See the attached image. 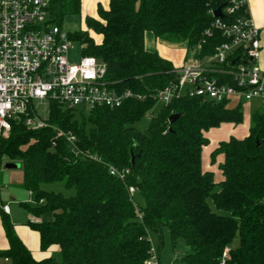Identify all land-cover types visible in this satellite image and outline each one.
I'll list each match as a JSON object with an SVG mask.
<instances>
[{
	"label": "trees",
	"instance_id": "obj_1",
	"mask_svg": "<svg viewBox=\"0 0 264 264\" xmlns=\"http://www.w3.org/2000/svg\"><path fill=\"white\" fill-rule=\"evenodd\" d=\"M219 5L109 0L107 8L98 5L96 18L86 16L85 29L68 35L82 56L106 64L107 79L117 88L150 95L176 76L172 62L146 50V35L193 52L201 45L197 57L212 55L225 42L218 31L205 36L214 22L210 10ZM49 14L62 29L66 18L82 15V0H52ZM156 105L150 97L115 110H69L51 103L48 127L31 131L23 121L13 123L0 162L21 165L24 186L36 201L26 208L36 218L52 215L28 224L39 233L42 251L57 246L59 254L36 261L3 216L9 249L0 258L10 264H146L150 235L159 236L161 248L167 229L174 250L180 240L188 249L173 264H219L225 251L227 264H264V109L252 115L247 137L220 142L212 153L213 160L223 155V180L215 183L214 173L202 168V150L210 131L242 124L241 104L180 98L164 105L141 132L136 125ZM174 114L181 116L170 124ZM57 130L73 135L81 153L72 152ZM111 166L129 170L124 182L110 175ZM48 184H62L75 195L47 191Z\"/></svg>",
	"mask_w": 264,
	"mask_h": 264
},
{
	"label": "built area",
	"instance_id": "obj_2",
	"mask_svg": "<svg viewBox=\"0 0 264 264\" xmlns=\"http://www.w3.org/2000/svg\"><path fill=\"white\" fill-rule=\"evenodd\" d=\"M51 1L0 0V150L11 136L13 123L23 121L31 131L48 127L47 117L42 118L34 107L36 100L85 111L115 110L129 100L143 102L148 97L164 105L180 98L237 104L258 100L264 105L261 31L247 0H218L223 18L214 16L219 7L211 9L214 22L205 36L218 31L225 42L202 58L197 57L199 45L193 62L174 69L175 82L150 95L117 88L107 79L106 64L95 57L82 56L72 63L74 42L51 23ZM57 137L65 139L72 152L81 153L73 135L57 130ZM109 172L123 182L129 174L112 166ZM5 188L0 185V190ZM129 193L135 195V189ZM2 210L9 213V206ZM228 258L225 251L219 264H227ZM0 264H10V259L0 258ZM146 264H160L153 247Z\"/></svg>",
	"mask_w": 264,
	"mask_h": 264
},
{
	"label": "rangeland",
	"instance_id": "obj_3",
	"mask_svg": "<svg viewBox=\"0 0 264 264\" xmlns=\"http://www.w3.org/2000/svg\"><path fill=\"white\" fill-rule=\"evenodd\" d=\"M84 17L81 16H71L65 19L63 25H62V30L66 33H73L76 31H79L82 28H85L84 23H85V19H83ZM151 36V35H150ZM147 36V42L153 38ZM149 37V40H148ZM155 39V38H153ZM166 43V42H164ZM152 47L151 45H148V49L152 50L154 52H160L161 48L164 50V52L167 51V53L172 54L170 55V58L175 56L172 60L175 63V61L178 62L179 58L180 60H182L181 64H183L186 60V63H191L193 62V52L191 50L189 51H185L184 47L181 45H177V44H171V43H166L163 44V42L155 39L152 42ZM80 45L78 44V42H74V46H73V51H71L70 54V61L72 63L78 61L81 58L79 49H80ZM168 56V55H167ZM230 107H235L237 105L236 102H230L229 103ZM241 108L243 111V122L242 124L238 125V127L236 126H229V125H225L223 127H221V130H212L208 133V138H209V144L207 146H205L202 150V168L205 170L208 165L212 166V171L215 173L214 175V180L215 183H220L223 180V176L221 174V171H219V165L221 164V162L223 161V155H218L215 157V159H212V153L215 151L216 147L219 145L220 142H226L229 135H225L226 132L227 134H229V128H233L235 133H236V137L238 138H243L242 136H245V134L247 133V129L251 126V117L254 113L256 112H262L264 109V105L262 104L261 101L255 100L252 101L250 103H245V102H241ZM50 103L47 101H34V107L36 108L38 114L42 117V118H46L48 116L49 110H50ZM164 104L159 102L157 103L156 107L150 111L144 119H142V121L136 125V128L139 129L141 132H144L151 119L153 118V116H155L156 114H158L161 109L163 108ZM240 127V129H238ZM232 136H235L232 135ZM230 139V137H229ZM0 170L1 172L4 171H15L20 173L21 172V165L19 163H10L6 158H3L0 162ZM44 189L47 191H53L56 193H62L64 196L66 197H72L75 195V190L74 189H66L62 184H48L44 186ZM24 199H29L28 197V192L25 188H22V195L20 197V199L17 200H24ZM51 215V214H49ZM151 239V243H152V247L158 252L160 253V258H161V263L162 264H173V262L175 261H179L187 252L188 249L184 243L183 240H180L177 244L176 249L174 250L172 245H171V241H170V234L169 231L167 229L163 230V235H162V246L160 247V238L157 234L152 233L149 237Z\"/></svg>",
	"mask_w": 264,
	"mask_h": 264
},
{
	"label": "crops",
	"instance_id": "obj_4",
	"mask_svg": "<svg viewBox=\"0 0 264 264\" xmlns=\"http://www.w3.org/2000/svg\"><path fill=\"white\" fill-rule=\"evenodd\" d=\"M247 1H248L249 12L252 16V19L254 20L255 24L261 31L262 55H261L260 64H261L262 69L264 70V0H247ZM99 4H101L104 8H107L109 5V0H82V16L84 17L83 19H85L86 16H91V17L96 18ZM82 29H85V28H82ZM150 35L153 38H155L152 34H149V33L146 35V38L147 36H150ZM153 38L150 41L148 37V40H149L148 42H147V39H145V45H146L147 51L154 52L148 49V45H151L152 47L153 45L152 42L156 39V38L155 39ZM163 44H166V43L163 42ZM181 46L184 47L185 51H189L185 45H181ZM79 52L82 57L81 48L79 49ZM159 54L164 59L172 62L175 68H181L184 65L188 64L186 63V60L183 64H181L182 60H180V58L178 62L175 61L174 63L172 59L175 56L170 58V55L172 54L167 53V51L164 52L162 48ZM193 57H194V52H193ZM228 125L236 126L232 124H228ZM223 126L225 125H222L221 127ZM221 127L215 130H219V129L221 130ZM249 128H246L247 133L245 134V136H242L243 138L248 136ZM238 129H240V127ZM228 130H229V134H227L226 132L225 135H229L230 138L231 137L238 138L236 137V133L233 128L228 127ZM234 134L235 136H232ZM229 137L227 141L229 140ZM243 138H238V139H243ZM211 169H212V166L208 165V167L205 170L204 169L203 170L213 172ZM218 172H220V169ZM0 185L1 186L7 185V188L0 190V252H4L9 249V242L6 237V233H5L3 222H2V217L6 216L11 220L16 235L24 243V245L30 251V253L32 254L33 258L36 261L41 262L51 257H57L59 254V248L57 246H52L48 250L42 251L41 245H40L39 233L33 230L28 224L29 222L38 223L42 221H50L52 219V215L46 214L42 216L41 218H36L28 211L25 205L34 206L36 204L34 194L28 190H27L28 197H29L28 200L27 199H24L22 201L17 200V199H20L22 195V188H25L22 168H21L20 173L15 172V171L0 172ZM5 205L9 206V213L3 212L2 207Z\"/></svg>",
	"mask_w": 264,
	"mask_h": 264
},
{
	"label": "water",
	"instance_id": "obj_5",
	"mask_svg": "<svg viewBox=\"0 0 264 264\" xmlns=\"http://www.w3.org/2000/svg\"><path fill=\"white\" fill-rule=\"evenodd\" d=\"M222 8L223 6L219 7L215 12H214V16L217 17V18H223V15H222ZM180 114H174L172 116H170L169 118V123L170 124H173L177 119L180 118Z\"/></svg>",
	"mask_w": 264,
	"mask_h": 264
}]
</instances>
